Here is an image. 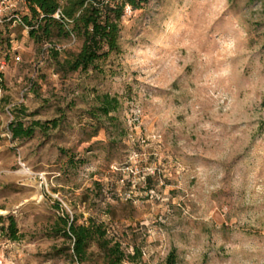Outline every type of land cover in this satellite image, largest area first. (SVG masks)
<instances>
[{"label": "rangeland", "instance_id": "rangeland-1", "mask_svg": "<svg viewBox=\"0 0 264 264\" xmlns=\"http://www.w3.org/2000/svg\"><path fill=\"white\" fill-rule=\"evenodd\" d=\"M127 9L120 52L85 72L56 64L81 39L37 45L0 25V216L18 237L0 230V264H70L65 214L145 264H264V0ZM103 95L118 102L108 116ZM13 120L58 127L11 140Z\"/></svg>", "mask_w": 264, "mask_h": 264}, {"label": "trees", "instance_id": "trees-1", "mask_svg": "<svg viewBox=\"0 0 264 264\" xmlns=\"http://www.w3.org/2000/svg\"><path fill=\"white\" fill-rule=\"evenodd\" d=\"M27 14L19 17L22 28H26L28 38L37 45L53 43V40L79 38L82 45L79 52L71 59L57 62L59 72H85L100 60L107 59L111 54L119 53L120 22L124 10H139L149 0H23ZM58 13L59 19L54 16ZM57 54L56 50L51 49ZM0 88H3V75L0 71ZM97 109L99 115L108 116L117 110L118 102L103 95L99 98ZM58 127V121L51 120L41 123L31 121L25 125L13 120L8 125L11 140L30 139L38 130L47 133ZM150 181V179H148ZM87 225L77 224L76 219L70 220L68 215L58 217L55 223V235L71 241L68 251L70 264H84L90 257V248L95 245L101 253L104 264H145L142 252L133 247L127 253L117 241L108 239L102 225L89 219ZM0 230L6 232L9 240L16 241L17 228L13 216H0ZM174 252L167 257L168 264H174Z\"/></svg>", "mask_w": 264, "mask_h": 264}, {"label": "built area", "instance_id": "built-area-1", "mask_svg": "<svg viewBox=\"0 0 264 264\" xmlns=\"http://www.w3.org/2000/svg\"><path fill=\"white\" fill-rule=\"evenodd\" d=\"M15 7L16 2L14 0H0V25L10 20L19 26L23 25L19 16L14 13ZM127 12H130L129 8L127 9ZM54 17L59 19L58 13H56Z\"/></svg>", "mask_w": 264, "mask_h": 264}]
</instances>
